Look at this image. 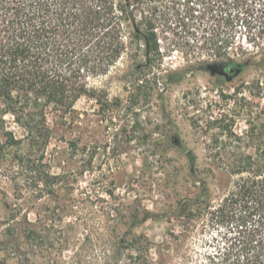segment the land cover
Wrapping results in <instances>:
<instances>
[{"label":"rangeland","instance_id":"obj_1","mask_svg":"<svg viewBox=\"0 0 264 264\" xmlns=\"http://www.w3.org/2000/svg\"><path fill=\"white\" fill-rule=\"evenodd\" d=\"M180 13L158 27L161 57L128 44L88 79L102 105L83 95L71 112L49 107L47 141L2 115L21 142L0 137V264H210L223 246L208 205L241 158L264 157V58L238 27L224 60L242 72L211 75L216 60Z\"/></svg>","mask_w":264,"mask_h":264},{"label":"trees","instance_id":"obj_2","mask_svg":"<svg viewBox=\"0 0 264 264\" xmlns=\"http://www.w3.org/2000/svg\"><path fill=\"white\" fill-rule=\"evenodd\" d=\"M180 5L183 22L192 20L200 31L196 44L210 59L226 61L238 27L264 58V0H0V137L9 146L21 142L4 129L5 114L30 141L45 142L49 107L71 112L83 95L102 105L105 98L88 79L106 74L128 44L161 57L158 27L168 15L179 19ZM240 162L232 188L208 205L211 224L223 233L210 264H264V157ZM181 206L184 212L190 207Z\"/></svg>","mask_w":264,"mask_h":264},{"label":"flooded vegetation","instance_id":"obj_3","mask_svg":"<svg viewBox=\"0 0 264 264\" xmlns=\"http://www.w3.org/2000/svg\"><path fill=\"white\" fill-rule=\"evenodd\" d=\"M215 63L218 64L219 68H222L225 72L228 73L227 75H224V74L220 75V74H217V73L215 74V75L221 76L224 79L227 76V77L230 78L229 80H233L234 78H236L242 72V70H241V72L238 75H236V76L233 75L235 70H236V68H237V66L239 68H241V69L243 68L238 62H233L232 60H228V61H225V62L215 61Z\"/></svg>","mask_w":264,"mask_h":264},{"label":"water","instance_id":"obj_4","mask_svg":"<svg viewBox=\"0 0 264 264\" xmlns=\"http://www.w3.org/2000/svg\"><path fill=\"white\" fill-rule=\"evenodd\" d=\"M205 68L210 72L211 75H215L216 73L220 74V75H223V74L227 75L228 74L222 68H219L218 64L215 62H209V63L205 64ZM241 70L242 69L237 66L233 75L234 76L238 75L241 72ZM225 79L229 80L230 78L226 76Z\"/></svg>","mask_w":264,"mask_h":264}]
</instances>
